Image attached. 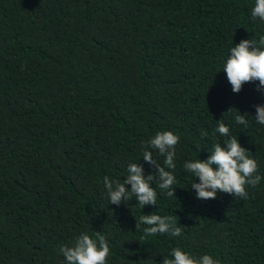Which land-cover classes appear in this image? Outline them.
Returning <instances> with one entry per match:
<instances>
[{
  "label": "trees",
  "instance_id": "obj_1",
  "mask_svg": "<svg viewBox=\"0 0 264 264\" xmlns=\"http://www.w3.org/2000/svg\"><path fill=\"white\" fill-rule=\"evenodd\" d=\"M254 5L0 0V264H65L59 246L81 233L105 237L107 264H162L173 248L264 264V125L255 120L264 90L257 81L234 93L223 71L231 47L264 35ZM218 123L258 163L262 179L247 200L221 192L199 200L183 168L226 146ZM160 131L180 137L176 167L166 168L175 196L153 180L157 205L141 208L135 196L109 204L105 176L123 183L136 162L155 174L143 145ZM144 214L172 216L181 236H145L146 225L136 229Z\"/></svg>",
  "mask_w": 264,
  "mask_h": 264
},
{
  "label": "clouds",
  "instance_id": "obj_2",
  "mask_svg": "<svg viewBox=\"0 0 264 264\" xmlns=\"http://www.w3.org/2000/svg\"><path fill=\"white\" fill-rule=\"evenodd\" d=\"M251 17L253 20L259 18L264 21V0H255ZM223 71L234 93H239L244 84L257 81V91L264 90V35L258 40L243 39L231 47ZM246 115H236V123L247 127ZM255 120L256 123L264 125V105L256 106ZM215 133L225 138L223 140L225 147L215 143L207 160L189 159L183 164V168L195 178L191 188L195 190L196 198L199 200L216 199L218 192L227 193L236 199L247 200L248 187L255 188L262 179L258 174V163L249 155L250 152L241 146L239 140L230 135V129L224 123H218ZM208 135V132L201 131L202 139ZM179 142L180 137L172 131H160L143 145L142 158L156 168L155 174L145 177L143 165L136 162L128 165L123 183L105 176L104 186L109 204L120 205L131 196H135L141 208L157 205L156 187L150 186L153 180L156 181V186L158 184L160 189L166 190L167 196H175L176 177L166 168L175 169L176 145ZM150 149L158 150V153L165 157L164 166L154 159ZM196 178L199 182H196ZM127 185H131V188L129 189ZM141 224L147 226L143 229L145 236L167 233L179 237L182 234L181 227L176 225L172 216L144 214L137 221V230ZM59 254L65 258V264H107L110 248L103 235H98L94 239L87 233H81L72 246L60 245ZM170 257L164 258L162 264H220V261L211 255L194 257L180 248H173Z\"/></svg>",
  "mask_w": 264,
  "mask_h": 264
}]
</instances>
